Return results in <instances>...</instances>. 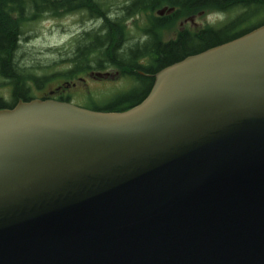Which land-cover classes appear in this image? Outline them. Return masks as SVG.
Listing matches in <instances>:
<instances>
[{"label": "water", "instance_id": "1", "mask_svg": "<svg viewBox=\"0 0 264 264\" xmlns=\"http://www.w3.org/2000/svg\"><path fill=\"white\" fill-rule=\"evenodd\" d=\"M152 78L0 109V264H264V24Z\"/></svg>", "mask_w": 264, "mask_h": 264}, {"label": "trees", "instance_id": "2", "mask_svg": "<svg viewBox=\"0 0 264 264\" xmlns=\"http://www.w3.org/2000/svg\"><path fill=\"white\" fill-rule=\"evenodd\" d=\"M173 8L170 14L158 17L154 10ZM63 11L87 9L90 16L99 21V27L80 34L71 43L66 60L68 69L63 73H24L15 58L21 35L22 23L36 19L41 13L56 14ZM236 13L216 27L205 26L201 30L175 31L173 38L164 40L162 31L178 18H187L198 12ZM147 15L148 22L141 28L143 41L125 48L124 20L137 14ZM264 24V0H129L122 8L120 18L109 19L104 4L99 0H0V78L11 86L10 101L0 99V109L12 108L18 101L34 99L28 88L32 84L41 88L55 78L64 80V85L91 71L113 68L121 76L130 78L132 86L116 93L95 105L83 107L102 112L125 111L142 101L152 85V75L166 66L208 48L230 41L251 29ZM40 99L69 102L68 96L54 97L56 91Z\"/></svg>", "mask_w": 264, "mask_h": 264}, {"label": "rangeland", "instance_id": "3", "mask_svg": "<svg viewBox=\"0 0 264 264\" xmlns=\"http://www.w3.org/2000/svg\"><path fill=\"white\" fill-rule=\"evenodd\" d=\"M61 3L63 0H52ZM104 4L109 19L120 18L122 8L129 0H99ZM159 9V8H158ZM79 10L63 11L58 9L56 14L41 13L36 19L26 21L20 26V39L15 54L16 62L24 68L25 75L63 73L68 69L64 61L70 54L71 43L85 31L99 27V21L83 14H74ZM155 11L153 12L154 15ZM236 12H209L204 11L194 19V22L202 27H216L232 17ZM157 16V15H156ZM184 18H178L162 31L164 40L173 38L175 31L179 29V22ZM148 22L147 15L137 14L124 20V46L125 48L136 42L143 41L144 35L141 28ZM187 26V25H186ZM75 38V39H76ZM104 73L94 78L82 75L72 83L64 85V80L55 78L41 88H35L32 84L28 88L29 95L34 98L46 97L49 91H56L53 95L68 96L69 102L79 107H85L93 102L95 105L105 103V100L116 93L129 89L132 86L130 78L121 76L119 71L108 68ZM11 86L7 80L0 78V99L9 103Z\"/></svg>", "mask_w": 264, "mask_h": 264}, {"label": "flooded vegetation", "instance_id": "4", "mask_svg": "<svg viewBox=\"0 0 264 264\" xmlns=\"http://www.w3.org/2000/svg\"><path fill=\"white\" fill-rule=\"evenodd\" d=\"M78 13H80V14H83V15H86V16H90V13H89V11L87 10V9H80L77 13H74V14H78ZM202 14V12H198V13H196L195 15H192V16H189V17H187V18H184V19H182V21L181 22H179L178 24H179V29H178V31H183V30H185V29H188V30H191V31H197V30H201L203 27L202 26H199V25H197L195 22H194V19L196 18V17H198V16H200ZM164 15H167V14H164ZM91 17V16H90ZM162 17V16H161ZM187 25V26H186ZM96 74V73H95ZM99 74V73H98ZM101 74H104V73H101ZM83 75H88L89 77H92V78H94V76H96V75H93V71H91V72H88V73H86V74H83ZM97 77H100V75L99 76H97ZM101 78V77H100ZM9 99H10V93H9Z\"/></svg>", "mask_w": 264, "mask_h": 264}]
</instances>
